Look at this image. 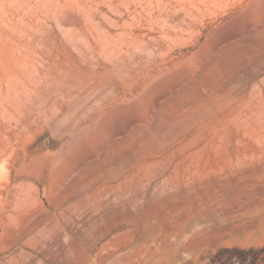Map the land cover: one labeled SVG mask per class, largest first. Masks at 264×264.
<instances>
[{"label": "rangeland", "instance_id": "obj_1", "mask_svg": "<svg viewBox=\"0 0 264 264\" xmlns=\"http://www.w3.org/2000/svg\"><path fill=\"white\" fill-rule=\"evenodd\" d=\"M0 264H264V0H0Z\"/></svg>", "mask_w": 264, "mask_h": 264}]
</instances>
